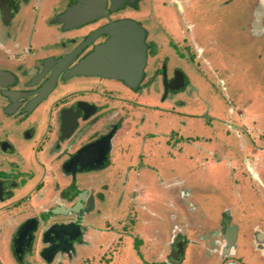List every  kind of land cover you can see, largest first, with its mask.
<instances>
[{"label": "flooded vegetation", "instance_id": "obj_1", "mask_svg": "<svg viewBox=\"0 0 264 264\" xmlns=\"http://www.w3.org/2000/svg\"><path fill=\"white\" fill-rule=\"evenodd\" d=\"M224 2H213L210 9L214 12ZM204 3L206 0H0L4 25L0 36V69L4 72L0 75V203L6 204L18 192L29 193L12 203L22 215L14 219L20 221L11 245L19 263L33 264L30 260L37 259L41 261L36 264H65L67 259L58 257H74L84 248L90 229H99L104 211L114 206L121 209L129 204V215L119 222L128 237L133 236L134 213L147 208V195L136 196L135 183L142 173L139 164L123 163L132 157L131 144L126 143L129 111L146 109L151 100L165 102L186 94L187 88H196L192 82L196 84V67H201L198 50L204 48L197 47L200 27L196 15L201 11L195 8ZM130 23L144 31L146 45V62L137 86L97 72L109 54L107 44L114 32ZM261 30L255 33L264 35V18ZM209 34V42L216 44L213 31ZM137 109L133 112H141ZM172 121V127H180L177 120ZM137 159H141L139 153ZM37 167L40 178L27 183L34 175L36 178ZM120 173L122 183L116 176ZM155 199L157 192L150 204ZM225 217L237 224L235 247L227 245ZM32 219L35 226L29 222L30 230L25 232L22 227ZM251 221L255 224H239L224 210L214 231L221 258L212 264H264V236L253 231V236L248 235L251 225L264 228V218ZM106 227L113 228L109 222ZM143 231L147 232L145 226ZM21 234L23 245L18 252L15 241ZM252 238L261 248L252 250ZM183 243L162 247L157 255L162 264L173 258L174 264H182L177 253Z\"/></svg>", "mask_w": 264, "mask_h": 264}, {"label": "rangeland", "instance_id": "obj_2", "mask_svg": "<svg viewBox=\"0 0 264 264\" xmlns=\"http://www.w3.org/2000/svg\"><path fill=\"white\" fill-rule=\"evenodd\" d=\"M216 1L221 0H206L195 8L201 11L196 15L200 27L197 47L204 48L198 50L201 67H196V84L192 82L196 88H187L186 94L165 102L151 100L146 109H133V104L129 108L141 112L129 111L131 125L126 143L131 144L132 157L123 163L139 164L142 173L135 183L136 196L147 195V208L140 207L134 213L137 221L133 236L128 237L127 229L119 222V218L129 215V204L121 209L114 206L104 211L99 229H90L84 248L74 257H58L67 259L65 264H162L157 256L162 247H170V243L180 247L183 241V250L177 253L182 264H212L221 258L214 231L222 209L239 224L263 220L264 164H258V160L264 156V35L258 36L255 31H262V17L256 15L264 14V1L224 0L213 12L210 5ZM205 10L212 14L208 16ZM211 31L216 44L209 42ZM2 32L0 15V36ZM206 103L212 104L211 112ZM198 113H203L199 120ZM171 119L177 120L180 127H172ZM138 153L141 159H137ZM246 164L250 169L256 165L257 171H248ZM36 172V178L34 175L27 183L40 178L38 167ZM116 176L119 183L125 181L122 173ZM156 192L158 199L152 205L150 199ZM25 195L29 193L21 191L6 204L0 203V264H21L11 245L20 221L14 219L22 215L12 203ZM143 218L145 221L139 223ZM104 222L113 228L108 229ZM30 261L36 264L41 260Z\"/></svg>", "mask_w": 264, "mask_h": 264}, {"label": "water", "instance_id": "obj_3", "mask_svg": "<svg viewBox=\"0 0 264 264\" xmlns=\"http://www.w3.org/2000/svg\"><path fill=\"white\" fill-rule=\"evenodd\" d=\"M109 54L106 60L98 65L97 72L111 77L122 78L133 86H137L142 78L144 65L146 62V45L144 43V31L136 24L130 23L122 27L121 32H114L113 38L108 42ZM103 58V54H102ZM4 73L0 69V75ZM182 82V81H181ZM183 84V83H182ZM180 88V87H177ZM33 223L35 219L29 220L22 227L24 231L30 230L27 224ZM224 226L226 228V242L229 246H234L237 239V224L231 223L230 217H225ZM25 231V232H26ZM264 234V232H260ZM22 234L15 241V249L21 252L23 245Z\"/></svg>", "mask_w": 264, "mask_h": 264}, {"label": "crops", "instance_id": "obj_4", "mask_svg": "<svg viewBox=\"0 0 264 264\" xmlns=\"http://www.w3.org/2000/svg\"><path fill=\"white\" fill-rule=\"evenodd\" d=\"M262 1H264V0H262ZM256 17H258L259 19H260V17H262V16H259V14H257L256 15ZM263 18L264 17H262V21H263ZM259 22H260V20H259ZM197 118V117H196ZM195 118V119H196ZM185 120V119H184ZM261 129H263V128H261ZM247 149V151L249 150V151H251V149L250 148H246ZM248 151V152H249ZM263 158L262 159H259L258 161V164H260V163H262V164H264L263 163V159H264V156H262ZM255 163H256V161H255ZM254 163H252V165H253ZM250 165H251V163H250ZM251 165V166H252ZM257 166L256 165H254V168L253 169H251L252 171L253 170H256L257 171V168H256ZM264 181V180H263ZM224 212V210L222 209V211H221V216H222V213ZM261 216V215H260ZM261 217H263L264 218V214H262V216ZM221 218V217H220ZM221 225V224H220ZM250 229V230H249ZM249 229H248V235H251V236H253L252 235V231H253V233H254V235H259L260 237H263L264 236V234H262V233H260V232H264V228L263 227H261V226H259V225H251L250 227H249ZM120 237L122 238L123 237V235H122V233L120 232ZM246 234H247V231H246ZM254 244H250V246H252V250H258V248H261V247H258V243L259 242H257L256 244H255V242H256V240L254 241L253 240V238H252V240H251ZM248 244V243H247ZM208 263V262H207ZM211 264V263H210Z\"/></svg>", "mask_w": 264, "mask_h": 264}, {"label": "trees", "instance_id": "obj_5", "mask_svg": "<svg viewBox=\"0 0 264 264\" xmlns=\"http://www.w3.org/2000/svg\"><path fill=\"white\" fill-rule=\"evenodd\" d=\"M229 100H231L230 98H229ZM213 105H214V103H213ZM230 110L232 111V110H236V109H231L230 108ZM209 111H210V109H209ZM197 112H201V110L200 111H197ZM211 112V111H210ZM201 114H203V113H198V120H199V117L201 116ZM205 114H207V113H205ZM186 120V119H185ZM183 122H184V119H183ZM208 123H209V121H208ZM213 139H214V137H213ZM214 145V140H213V142H212V144L210 145V146H213ZM206 159V158H205ZM137 246V245H136ZM181 250H183V249H181ZM119 252V251H118ZM115 253L117 254V250L115 251ZM179 259V258H178ZM102 260V259H101ZM178 261H180V260H178ZM148 263H151V262H148Z\"/></svg>", "mask_w": 264, "mask_h": 264}]
</instances>
